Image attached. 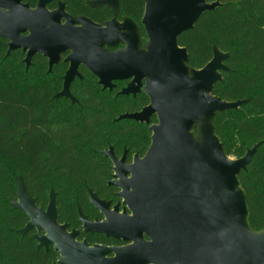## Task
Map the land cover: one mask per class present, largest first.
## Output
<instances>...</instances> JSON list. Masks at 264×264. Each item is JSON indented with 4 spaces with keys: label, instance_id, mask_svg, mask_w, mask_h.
Listing matches in <instances>:
<instances>
[{
    "label": "water",
    "instance_id": "obj_1",
    "mask_svg": "<svg viewBox=\"0 0 264 264\" xmlns=\"http://www.w3.org/2000/svg\"><path fill=\"white\" fill-rule=\"evenodd\" d=\"M23 1L0 0V38L9 42L7 56L22 50L28 69L32 58L42 54L49 59L51 72L60 54L71 51L70 68L57 97L76 101L70 85L81 78L78 68L83 65L103 90L112 91L113 82L129 81L118 95L135 97L143 92L148 97L149 104L140 112L120 115L116 121L149 125L156 116L157 124L150 125L146 154L136 156L132 165L125 164V157L117 161L112 149L105 152L115 165L109 185L120 190L117 197L125 210L120 214L116 206L112 212L110 203L89 192L91 204L105 220L92 223L80 215L85 232L126 246L90 248L78 243V232L68 234L67 225L58 223L54 194L46 210L39 208L21 178L12 205L29 222L19 233L36 231L33 240L38 249L54 246L58 264H264V231L250 229L246 196L238 180L262 142L242 158L228 157L212 124L217 113L247 103L213 95L229 71L225 62L230 55L214 47L212 60L202 69H192L187 50L178 45L179 36L220 2L145 0L142 25L147 43L142 46L132 20H112L102 27L86 18H71L63 5L49 12L46 6L56 0H39L35 10ZM97 4L117 9L119 0ZM118 44H125V49L115 53L105 49ZM199 122L197 140L192 130Z\"/></svg>",
    "mask_w": 264,
    "mask_h": 264
},
{
    "label": "trees",
    "instance_id": "obj_2",
    "mask_svg": "<svg viewBox=\"0 0 264 264\" xmlns=\"http://www.w3.org/2000/svg\"><path fill=\"white\" fill-rule=\"evenodd\" d=\"M73 16L86 15L96 21L113 16L102 9L100 16L85 0H63ZM220 2L204 13L191 31L181 34L178 45L188 52L187 65L202 69L217 47L230 56L222 82L213 95L227 102L246 100L236 110L217 113L212 124L228 157L239 159L262 142L238 180L248 207V224L264 231V0H207ZM35 3V0H33ZM145 0H119L118 20H132L141 44L147 43L141 20ZM0 39V264H47L52 251L37 250L33 233H19L28 217L16 210L18 179L39 208L46 209L55 196L59 223L78 227V213L93 219L97 213L89 203V192L108 197L106 185L110 164L100 151L109 146L127 147L143 155L151 144L149 126L116 119L145 107L141 93L135 99L102 91L96 79L82 73L72 89L75 102L57 97L65 67L50 73L34 65L26 69L21 52L7 56ZM20 58L17 61V58ZM156 119L153 118L152 123Z\"/></svg>",
    "mask_w": 264,
    "mask_h": 264
},
{
    "label": "flooded vegetation",
    "instance_id": "obj_3",
    "mask_svg": "<svg viewBox=\"0 0 264 264\" xmlns=\"http://www.w3.org/2000/svg\"><path fill=\"white\" fill-rule=\"evenodd\" d=\"M97 1L98 0H85V5L88 7V9L89 10H91V11H94V12H96L97 14H98V16H100L101 14H100V12H101V10L102 9H107V10H109L110 12H111V14H112V18L111 19H109V20H106V21H101V22H99V21H96V20H94L93 18H91V17H89V16H86V15H79V16H73V15H71L69 12H68V10H67V5H66V3L63 1V0H56V1H54V2H52V3H50V4H48L47 6H46V9L49 11V12H54V11H56V10H58V8H59V6L60 5H63L64 6V11H65V13H67L68 15H70L71 16V18H73V19H77V18H86V19H88V20H90L91 22H93L94 24H97V25H100V26H102V27H105L106 26V23H108V22H110V21H112V20H116V21H118V22H120V23H122V22H124L125 20H118V19H116V18H114V13H113V11H117V9H113L112 7H109V6H100V5H98L97 4ZM38 2H39V0H35V3H33V0H24L23 1V4L24 5H27L31 10H35L36 8H37V6H38ZM113 10V11H112ZM143 19V18H142ZM126 20H129V19H126ZM65 20H62V25L63 24H65ZM141 25H142V20H141ZM142 27H143V25H142ZM143 30H144V27H143ZM144 33H145V30H144ZM26 35H28V34H26ZM145 36H146V33H145ZM146 38H147V36H146ZM0 39H2V40H4L5 41V45H6V47H7V51H8V40H6V39H3V38H0ZM125 44H119V45H116V46H114V47H109V46H106L105 47V49L107 50V51H109V52H118V51H120V50H123V49H125ZM15 52H21L23 55H24V59H23V63H24V60H25V58H26V54L22 51V50H17V51H14V52H12V53H15ZM7 53V52H6ZM72 53H71V51H68V52H65V53H61L60 54V59H59V61H58V63L56 64V65H54L53 66V68H52V70L51 71H53V69L55 68V67H57V66H59V65H63L66 69H65V71H64V75L61 77L62 78V88H61V91L63 90V86H64V77H65V75H66V72L69 70V68H70V62H68L67 61V59H68V57L71 55ZM49 59L48 58H46L44 55H42V54H36L33 58H32V60H31V65H34V67H37V68H44L45 69V67H46V71H47V73H50L49 72ZM25 65V64H24ZM30 65V66H31ZM26 67V66H25ZM84 71H86V72H88L91 76H93L95 79H96V81H97V84H98V86L101 88V90L102 91H108V92H113V91H116L118 88H120L117 92H116V96H118V93L123 89V88H125L126 87V85L129 83V81H122V82H113V84L115 85V88L112 90V91H110V90H103V88H102V86H100L99 85V80L85 67V66H83V65H80L79 66V68H78V72H79V74H80V76H81V78H75L74 80H73V82L71 83V85H70V93H71V95H72V92H71V89H72V87H73V85H74V83L77 81V80H79V81H82L83 80V75H82V73L84 72ZM60 91V92H61ZM59 92V93H60ZM59 93H57V95L59 94ZM141 93H143V92H141ZM141 93H139L138 95H140ZM145 94V93H144ZM138 95H136L135 97H133V96H130V97H132L133 99H135ZM73 96V95H72ZM68 99V98H67ZM71 102H73L71 99H69ZM149 100V99H148ZM148 104H149V102H148ZM147 104V105H148ZM146 105V106H147ZM145 106V107H146ZM144 108V107H143ZM143 108H141V110L143 109ZM141 110H139V111H136V112H133V113H137V112H140ZM125 114H127V113H125ZM123 115V114H122ZM153 118H155L156 119V116H153L152 118H151V122H150V124L148 125L149 126V130H150V125H152V124H157V119H156V122L155 123H152V121H153ZM118 119V118H117ZM116 119V120H117ZM141 124V123H140ZM143 124H145V123H143ZM146 125V124H145ZM151 132V131H150ZM151 136H152V133H151ZM112 149V152H113V155H114V157L117 159V161H121L122 160V158L123 157H125V164L126 165H132L133 164V161H134V158L136 157V156H138V157H140V158H142V157H144V155L146 154V152H147V150L149 149V147H148V149L146 150V152L143 154V155H140V154H138V153H130V151H129V149L127 148V147H123V148H121V149H116L115 147H113V146H109L106 150H103V151H100V153H102L103 154V156L108 160V162H109V164H110V170H111V174H110V177H109V179H107L106 180V185H107V188H108V190H109V192H110V194H109V196L108 197H103V198H99L100 200H102V201H105V202H107V203H110V206H109V209H110V211H114V208L116 207V206H118L119 207V209H118V212L121 214L124 210H125V207L123 206V204H122V200L119 198V197H117V194L120 192V190H118L117 188H115V187H112V186H110L109 185V183L110 182H112V181H114V177H113V175H114V172H113V168L115 167V165H114V163L112 162V160L109 158V157H107L106 155H105V152H108V151H110ZM89 203H90V205H91V207L94 209V211L97 213V216H95L93 219H90V218H87L86 216H84L82 213H78L79 215H78V221H79V226L78 227H69V225H67L66 223H59V218H58V223L62 226V225H67V232H68V234H71L72 233V231H77L78 232V237H77V242L78 243H83V242H85V243H87L89 246H90V248H93L95 245H99V246H107V247H109V248H111V247H124V246H126L127 244L126 243H124V242H122V241H117V240H114V239H110V238H107L105 235H102V234H93V233H87V232H85L84 231V229H83V224L81 223V221H80V215H83L84 217H86L87 218V220L89 221V222H92V223H94V222H103L104 220H105V217L104 216H102L101 215V212L99 211V210H97L92 204H91V201H90V198H89ZM48 205H49V203H48ZM48 205H47V207H48ZM47 209V208H46ZM45 209V210H46ZM128 214H130V212L128 211ZM29 233H33V235H32V239H33V236L34 235H36L37 233H36V231H32V232H29ZM28 233V234H29ZM27 235V234H26ZM35 241V240H34ZM36 242V241H35ZM36 248H37V250H39L38 249V243L36 242ZM41 250H44V251H52V252H54L55 253V257H54V259L53 260H51L49 263H47V264H58V262H59V258H60V255H59V253L55 250V248H54V246H51L48 250H45L44 248H41ZM113 256V255H112Z\"/></svg>",
    "mask_w": 264,
    "mask_h": 264
},
{
    "label": "rangeland",
    "instance_id": "obj_4",
    "mask_svg": "<svg viewBox=\"0 0 264 264\" xmlns=\"http://www.w3.org/2000/svg\"><path fill=\"white\" fill-rule=\"evenodd\" d=\"M119 45V44H118ZM17 61L20 60V58L18 57L16 59ZM202 125V122H199L198 124H196L192 130V134L194 135V137L197 139V140H200V134H199V127Z\"/></svg>",
    "mask_w": 264,
    "mask_h": 264
}]
</instances>
